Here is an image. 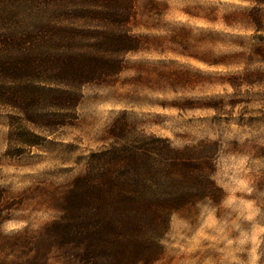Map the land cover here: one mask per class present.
<instances>
[{"label":"rangeland","instance_id":"374dc122","mask_svg":"<svg viewBox=\"0 0 264 264\" xmlns=\"http://www.w3.org/2000/svg\"><path fill=\"white\" fill-rule=\"evenodd\" d=\"M156 2L138 0L135 31L149 36V48L127 54L117 76L83 85L73 124L11 156L9 112L0 108V180L19 202L0 225V264H22L27 244L1 235L34 234L60 215L73 179L123 111L176 147L217 143L213 179L223 198L175 211L151 264H264V52L254 49L264 30L246 17L254 4Z\"/></svg>","mask_w":264,"mask_h":264},{"label":"trees","instance_id":"16d2710c","mask_svg":"<svg viewBox=\"0 0 264 264\" xmlns=\"http://www.w3.org/2000/svg\"><path fill=\"white\" fill-rule=\"evenodd\" d=\"M245 1L254 4L246 17L264 30V0ZM138 11V0H0L7 155L29 153L73 124L83 85L117 76L127 54L149 48V36L135 31ZM254 49L264 52V45ZM105 142L73 179L56 219L34 234L1 235V242L27 243L22 264H49L53 257L65 264H151L163 252L175 211L224 196L213 179L215 141L176 147L123 111ZM18 204L0 180V225L13 219Z\"/></svg>","mask_w":264,"mask_h":264}]
</instances>
